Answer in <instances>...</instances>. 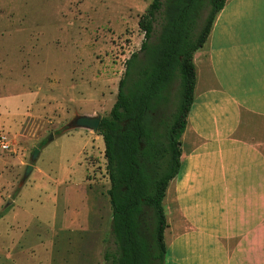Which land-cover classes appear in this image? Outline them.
Returning <instances> with one entry per match:
<instances>
[{"label":"rangeland","instance_id":"obj_1","mask_svg":"<svg viewBox=\"0 0 264 264\" xmlns=\"http://www.w3.org/2000/svg\"><path fill=\"white\" fill-rule=\"evenodd\" d=\"M150 2L0 0V138L9 143L8 149L0 147V264H91L88 255L102 257L111 216L102 136L82 127L54 132L75 115L108 114L125 61L140 49L143 33L137 21ZM248 124L261 126L262 133L261 121ZM50 135L25 176L33 148ZM204 143L201 137L181 136V166L163 199L166 264H188L190 225L182 201L188 181L199 172ZM217 159L216 152L207 156L186 201H197V217L188 219L202 234L223 217L217 195L207 194L205 186ZM259 183L264 249V171ZM242 238L249 235L226 233L222 244L230 248ZM178 241L181 251L168 249ZM30 246L36 257H30Z\"/></svg>","mask_w":264,"mask_h":264},{"label":"trees","instance_id":"obj_2","mask_svg":"<svg viewBox=\"0 0 264 264\" xmlns=\"http://www.w3.org/2000/svg\"><path fill=\"white\" fill-rule=\"evenodd\" d=\"M224 3L151 0L138 18L140 49L126 59L115 102L98 127L111 205L104 264H165L163 199L181 166V136L196 83L193 56Z\"/></svg>","mask_w":264,"mask_h":264},{"label":"crops","instance_id":"obj_3","mask_svg":"<svg viewBox=\"0 0 264 264\" xmlns=\"http://www.w3.org/2000/svg\"><path fill=\"white\" fill-rule=\"evenodd\" d=\"M193 61L194 101L183 136L201 137L205 143L199 172L188 181L182 201L190 225L188 264H264L259 243V173L264 171V0H225ZM254 120L262 122L261 134V126L248 124ZM214 152L218 157L215 173L207 172L205 186L207 194L217 195L223 217L219 226L202 234L193 230L188 219L197 217V201L191 205L186 201L203 162ZM209 202L203 208L205 216L210 213ZM191 206L193 210H187ZM32 216L41 223L39 212ZM226 233L249 238L238 239L229 248L222 244ZM204 239L211 243L206 245ZM170 245L168 249L175 252L182 250L179 241ZM88 256L91 264H104L100 254ZM30 257H36L31 246Z\"/></svg>","mask_w":264,"mask_h":264},{"label":"water","instance_id":"obj_4","mask_svg":"<svg viewBox=\"0 0 264 264\" xmlns=\"http://www.w3.org/2000/svg\"><path fill=\"white\" fill-rule=\"evenodd\" d=\"M100 115H96V116H90V115H86V114H78L75 115L67 124L68 129L69 128H76V127H82V128H88L93 130L94 132L98 131V127H99V123L101 120ZM53 138L52 135H50L49 140H51ZM40 147L35 146L32 150L31 156H30V161L31 163L27 164L26 168H25V176H27L29 174V172L32 170L33 168V162L36 161L39 152H40Z\"/></svg>","mask_w":264,"mask_h":264},{"label":"built area","instance_id":"obj_5","mask_svg":"<svg viewBox=\"0 0 264 264\" xmlns=\"http://www.w3.org/2000/svg\"><path fill=\"white\" fill-rule=\"evenodd\" d=\"M0 147H1L2 149H8V148H9V143H8V141L5 139L4 136H1V138H0Z\"/></svg>","mask_w":264,"mask_h":264}]
</instances>
